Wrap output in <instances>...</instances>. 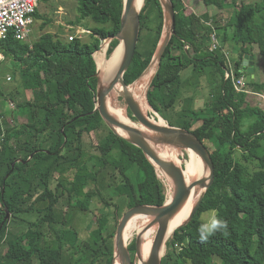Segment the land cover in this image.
<instances>
[{
	"label": "trees",
	"instance_id": "obj_1",
	"mask_svg": "<svg viewBox=\"0 0 264 264\" xmlns=\"http://www.w3.org/2000/svg\"><path fill=\"white\" fill-rule=\"evenodd\" d=\"M49 1L39 0L40 5ZM75 1L76 24L82 26V21L90 19L99 25L85 28L90 32L89 42L80 38L63 41L50 32L31 45L12 35L0 40L3 59L18 67L10 77L16 83L15 93L0 88V250L7 247L6 253L0 252V264H113L121 205L129 209L161 206L166 201L154 166L140 149L112 133L94 111L93 54L118 31L123 0ZM171 2L175 35L149 87L147 101L170 126L198 137L210 153L215 174L193 219L167 241L168 253L161 264H190L197 252L200 264H264V112L242 111L246 94L236 92L231 81L224 79L226 60L221 52L223 48L231 55L224 46L232 43L236 76L243 75L244 55L255 58L253 46L264 57V0L239 6L235 0H201L205 7L234 9L232 23L215 27L206 24L207 15L187 14L183 0ZM33 17L42 20L43 28L51 22L38 9ZM162 24L159 1L144 0L138 44L124 74L127 85L149 65ZM212 33L219 44L213 52L209 51ZM118 44L116 39L110 41L107 56ZM187 70L190 77L183 78ZM209 73V99L203 108L192 107L191 95L181 99L180 110H176L189 117L182 125H173L160 114V110H174L181 93L189 88L195 91L200 86L197 78ZM250 85L255 92H264V82ZM28 92L29 99L24 95ZM8 100L17 103L25 122L5 127L1 117L8 111ZM196 122L201 123L192 128ZM84 133L97 135V154L84 148ZM86 186L93 187L89 195ZM93 201L100 206L94 216L97 227L90 231L91 241L76 246L77 232L69 225L67 211L58 206L92 212ZM211 211L214 217L206 229L202 215ZM29 212L44 216L38 222L20 217L17 225L23 230L19 233L7 229L15 214ZM145 218L135 215L129 221L136 224ZM128 249L135 250L134 243Z\"/></svg>",
	"mask_w": 264,
	"mask_h": 264
},
{
	"label": "water",
	"instance_id": "obj_2",
	"mask_svg": "<svg viewBox=\"0 0 264 264\" xmlns=\"http://www.w3.org/2000/svg\"><path fill=\"white\" fill-rule=\"evenodd\" d=\"M136 1L137 0H123L119 29L115 35L107 38L108 40H105L104 42L106 43L107 41L110 43L112 39H116L119 41V44L122 43L123 52L122 58L115 70L114 77L106 83L105 86H103L100 81L98 69L96 70L95 76L97 78V86L95 89L94 111L99 113L102 121L112 133L125 139L128 143L140 149L144 157L154 166L158 175H162L167 181L169 177L171 179V183H169L172 187V196L168 203L165 201L161 206L137 205L127 209L122 214L115 229L113 264L116 259L119 261V264H133L130 250L123 242V232L128 221L135 215L150 217L151 221L148 224V228L155 225L157 226L151 252L143 264H161V260L164 257V254L161 255V251L165 249L167 241L169 238H172L175 232L174 230L170 237H167V227L169 221L183 207L193 188L198 186L202 188L203 191L200 193L187 220L179 225L177 229L187 225L193 219L200 207L205 192L214 180L215 169L209 151L192 131L180 127L170 126L168 123L162 125L153 121L141 112L132 95L127 92V87L129 86L124 82V74L132 63L138 44L140 33V12L144 5L143 1L141 9L137 10ZM158 1L162 9L163 16L161 35L149 65L132 83L135 85L137 83L136 81L139 82L143 80L146 72L151 67H154V72L146 86V99L149 87L151 86L150 84L159 69L164 52L166 51L171 38L175 35V13L172 2L171 0ZM252 60L253 56L244 55L241 66L242 71L249 73L253 81L254 70L252 67ZM118 83H120L124 89V91L118 96L121 97L126 105V109L129 111L132 118L140 124V127L143 128V130L123 124L108 112L106 99L112 91L115 90V86ZM118 130L123 132L126 136L119 134L117 132ZM159 146L163 149H173L181 153L187 150L192 151L201 159L204 167L208 170L207 176L203 178L201 177L194 182L187 184L182 167L169 160L163 159L157 154L155 148ZM6 218H9V213H6ZM139 238L140 236L137 234L134 243L136 257L138 256L140 250Z\"/></svg>",
	"mask_w": 264,
	"mask_h": 264
},
{
	"label": "rangeland",
	"instance_id": "obj_3",
	"mask_svg": "<svg viewBox=\"0 0 264 264\" xmlns=\"http://www.w3.org/2000/svg\"><path fill=\"white\" fill-rule=\"evenodd\" d=\"M237 6H239L240 3L244 2V3H251V2H256L258 0H235ZM231 0H226V3H230ZM183 3H185L187 5L186 7V13H197V15L203 16L205 17V15H207V19L209 22H207V25H211L213 27H215V25H226L227 23H232L233 18H234V9L227 7L225 9L222 10H218L215 7H205L201 0H183ZM38 13L40 15H42V18H49L51 19V22L46 25L44 28L41 27L42 26V20H38L35 21L34 23V27H33V33L31 34L29 41L24 43V45H31L34 41H36L39 36L45 32H50L53 35H56L59 39L63 40V41H67L69 40V36H76V37H80V39L83 42H89L91 40L90 37V32L87 31L85 28H93V27H97L99 25L94 24L90 19H86L84 21L81 22L83 28L86 30L81 28V26L76 24V19L78 17V12H77V2L75 0H50L49 2L45 3V4H41L38 7ZM108 40V39H105ZM105 40H103L101 42V50L103 51V53L105 54L106 57L107 56V48H108V42ZM232 43H228L224 46V48H227L230 53H231V57L233 59H236V53L232 52L230 48ZM226 50V49H225ZM98 51V52H100ZM227 51V50H226ZM252 52L255 56V58H253L252 60V67L254 69L253 71V81H256L258 83H262L264 82V57H262L259 54V50L257 46H253L252 48ZM2 55V54H1ZM93 58L95 60V57L93 55ZM96 63V70L100 69L99 68V64L98 62L95 60ZM18 69V67L15 64H10L8 65V60L6 59H2L0 62V88L5 92V93H9V92H13L15 93L16 91V83L13 82L12 78L9 79V77H12L13 74L16 72V70ZM99 71V70H98ZM184 76L183 78L186 77H190L191 71L187 70L185 73H183ZM243 76L247 82V90L249 92V94H246L245 97V103L242 107V111L247 110L246 114L249 113L250 111H254V112H264V101L257 97L254 96L256 94H262L264 96V92H260L257 93L254 91V88L251 87L250 82L252 81L251 75L249 73L244 74L243 72ZM225 78V77H224ZM211 79V73L206 74L205 77L203 78H197L198 83L200 84V86L193 91L192 88H189L187 90H184L181 93V98L179 99V101L177 102L178 104L175 105L174 110H172V108H169L165 111H159L161 115L164 116V118H166L168 121L171 122V124L173 125H182V121L186 120L189 117H184L180 114H178V112L176 110H180V106L182 105V100L183 98L189 97V96H193L194 97V101L191 103L192 107L194 109H200L203 108L207 99H209V88L207 87L208 81ZM195 77L192 75L190 78V82L194 81ZM154 81V79H153ZM153 81L151 82V84L153 83ZM138 82V81H136ZM135 82V83H136ZM192 83V82H191ZM150 84V85H151ZM129 87H127V92H129L130 95H132L133 99H134V91H132V87L133 84L128 85ZM146 90V89H145ZM124 89L122 87L121 92H123ZM25 97L27 99L31 98L30 93H26L24 94ZM17 100V99H16ZM147 101V99H146ZM117 103L121 108H125L126 114L129 117L130 120H132L133 122L137 123L139 126L140 124L134 120L131 116V114L129 113V111L126 109V105L123 102V100L121 99L120 96L117 97ZM148 103V102H147ZM16 102H11V100L6 102L5 108L8 110L6 111V113H3V116L1 117V120L5 122H3L4 124L6 123L5 127H10V126H14L16 124H20L26 121V116L21 115V111H19L16 108ZM149 105V103H148ZM1 108V107H0ZM1 110V109H0ZM155 112V113H154ZM158 115V116H157ZM147 116L151 119V118H155L157 119L158 117V121L159 123H167L164 119H162L160 117V115L158 114L157 110L154 107H151L149 105V109L147 111ZM201 122H196L193 123V127L192 128H196L198 125H200ZM83 146L84 148L89 152V153H94L97 154V150H96V146H97V135L91 133V134H83ZM209 147L212 149L211 144H209ZM158 148V147H157ZM159 148H162L159 146ZM180 157V161H174V160H170L171 162L174 161L175 164H184V159L186 158V151L182 152V155L179 156ZM54 184L52 185V188H54ZM84 191L89 195L93 192V187L91 186H86L84 187ZM169 191H167L168 194ZM116 198V197H115ZM113 202L118 203L121 205L120 201L118 200H113ZM91 211L92 212H80L78 210H72V209H67L66 207H63L62 205L58 206V209H63L67 211V218L69 221V225L75 229V231L77 232L78 235V241L76 246H80L82 244V241H91L89 240V235H90V231L93 230L94 228H96V223H95V215L98 214V210H100V206L97 205V203H95V201H93L91 203ZM122 208V214L127 210L125 208V206L122 204L121 205ZM72 211V212H71ZM71 212V213H69ZM214 213L215 212H208V213H204L202 215V219L206 222V229L209 228L210 223L212 222V219L214 217ZM44 216L43 213L40 214H36L35 212H29L26 214H15L14 217L11 219V222L8 225V230L12 231L14 233H19L21 230L19 226L17 225L18 223V219L24 218L25 220H29L30 222H38L42 217ZM10 219V216H9ZM134 223L132 222H128L125 229L133 226ZM156 226V225H155ZM157 230V229H156ZM46 231V229H45ZM156 233V231H155ZM155 236V235H154ZM135 238L136 235H134L127 243V247L129 248L133 243H135ZM172 238H169V240ZM54 241H51V244H54ZM176 248V246H175ZM7 247L6 245H3L1 247L0 252L2 253H6ZM167 246L165 247V253L164 256L168 253L167 252ZM131 252V258L133 261V264H135L136 262V252L135 250L130 251ZM200 256L199 253L197 252L195 254V256L193 258H191V260L189 261L190 264H200L199 262Z\"/></svg>",
	"mask_w": 264,
	"mask_h": 264
},
{
	"label": "bare ground",
	"instance_id": "obj_4",
	"mask_svg": "<svg viewBox=\"0 0 264 264\" xmlns=\"http://www.w3.org/2000/svg\"><path fill=\"white\" fill-rule=\"evenodd\" d=\"M144 0H137L136 1V9H141L143 5ZM122 52H123V45L120 43L118 47L110 54L109 57H106L103 51L96 52L94 55L95 60L99 64V77L100 81L103 86L108 83L115 74V70L118 67V64L122 58ZM1 58V55H0ZM154 67H151L143 77V80L137 82L132 87V91H134V100L136 101L138 107L140 108L141 112L145 115H147V111L149 109V105L146 101L145 96V89L147 86L148 81L150 80L153 72ZM241 75V74H240ZM254 76V75H253ZM122 85L118 83L115 86V90L112 91V93L107 97L106 99V105L108 112L116 118L118 121L122 122L123 124L129 125L131 127H136L139 129H142L137 123L133 122L129 119V117L126 114L125 108H121L117 103V97L121 93ZM155 113V112H154ZM158 116V115H157ZM159 118V117H158ZM157 118V119H158ZM153 121H156L159 123L157 119L151 118ZM160 124V123H159ZM162 125H165L166 123H161ZM119 134L126 136L123 132L120 130L117 131ZM146 132V131H145ZM157 151V154L161 156L163 159L166 160H176L177 162L180 161V155H182L181 152H177L173 149H163V148H155ZM172 161V162H174ZM175 161V162H176ZM174 162V163H175ZM182 167L184 171V176L187 181V184L194 182L195 180L199 178L206 177L208 174V170L204 167L201 159L192 151L187 150L186 151V158L184 159V164H177ZM160 173V171H159ZM171 183V179L168 177V183ZM169 183V187L172 189L171 185ZM203 191L202 188L196 186L191 191V194L183 207L180 209V211L169 221L168 227H167V237H170V235L173 233L174 230L177 229L179 225H181L183 222H185L195 205L200 193ZM172 194L169 193L168 197L166 199L167 203L171 200ZM150 217H147L145 219L140 220L133 226L127 228L123 232V242L125 245H127L128 241L134 236L139 235L140 236V250L139 254L136 258L135 264H143L146 259L148 258L151 249L152 244L154 240L155 231L157 229V226H152L148 228V224L151 221ZM165 253V249L161 251V255ZM114 264H119V261L116 259Z\"/></svg>",
	"mask_w": 264,
	"mask_h": 264
},
{
	"label": "built area",
	"instance_id": "obj_5",
	"mask_svg": "<svg viewBox=\"0 0 264 264\" xmlns=\"http://www.w3.org/2000/svg\"><path fill=\"white\" fill-rule=\"evenodd\" d=\"M39 5V0H0V40H4L8 38V36L12 35L14 39L20 42H28L31 34L33 33V27L35 23L33 14L37 11ZM74 38L80 37H76L73 35L69 36V40H72ZM218 48L219 44L217 41V37L215 33H212L209 51L213 52ZM221 52L226 60L224 66V79L231 81L232 86L236 92L249 94L247 90V82L244 76H236L235 74V66L232 57L223 48L221 49ZM2 58L3 57H1L0 60ZM254 96H257L264 101V96L262 94H256ZM157 177L163 185L164 193L167 199L168 194L171 193L169 183L162 175L157 174ZM167 191H169L168 194Z\"/></svg>",
	"mask_w": 264,
	"mask_h": 264
},
{
	"label": "clouds",
	"instance_id": "obj_6",
	"mask_svg": "<svg viewBox=\"0 0 264 264\" xmlns=\"http://www.w3.org/2000/svg\"><path fill=\"white\" fill-rule=\"evenodd\" d=\"M108 44H109V43H108ZM101 48H102V46L100 45V49H101ZM100 49H99V50H100ZM99 50H98V51H99ZM0 55H1V53H0ZM1 57H3V56L1 55ZM2 59H3V58H2ZM2 59H1V60H2ZM1 60H0V61H1ZM242 72H243V71H242V69H241V73H242ZM9 78H10V77H9ZM259 93H260V92H259ZM221 226L223 227L224 225H221Z\"/></svg>",
	"mask_w": 264,
	"mask_h": 264
},
{
	"label": "crops",
	"instance_id": "obj_7",
	"mask_svg": "<svg viewBox=\"0 0 264 264\" xmlns=\"http://www.w3.org/2000/svg\"><path fill=\"white\" fill-rule=\"evenodd\" d=\"M81 28H83V26H81ZM83 29H84V28H83ZM84 30H85V29H84ZM85 31H86V30H85ZM100 50H101V49H100ZM100 50H99V51H100ZM97 52H98V51H97Z\"/></svg>",
	"mask_w": 264,
	"mask_h": 264
}]
</instances>
